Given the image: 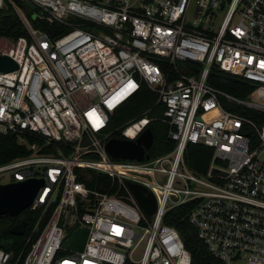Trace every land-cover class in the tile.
Returning <instances> with one entry per match:
<instances>
[{
    "label": "built area",
    "instance_id": "built-area-1",
    "mask_svg": "<svg viewBox=\"0 0 264 264\" xmlns=\"http://www.w3.org/2000/svg\"><path fill=\"white\" fill-rule=\"evenodd\" d=\"M22 1L64 33L52 38L14 0H0L28 32L0 40V54L18 66L0 73V135L16 136L26 152L0 165V185L43 181L25 210L41 211L26 247L17 255L0 248V264H191L166 223L186 205L215 259L264 264V119L244 113L264 115V0ZM214 71L255 90L236 98L209 83ZM143 88L164 107L174 147L158 156L150 149L142 161L114 159L106 145L115 133L136 141L158 121L147 110L111 130L114 113ZM189 145L213 150L206 175L189 168ZM129 184L154 198L152 216ZM81 230L82 248H64L67 234Z\"/></svg>",
    "mask_w": 264,
    "mask_h": 264
},
{
    "label": "trees",
    "instance_id": "trees-1",
    "mask_svg": "<svg viewBox=\"0 0 264 264\" xmlns=\"http://www.w3.org/2000/svg\"><path fill=\"white\" fill-rule=\"evenodd\" d=\"M16 5L23 10L26 17L30 21L34 28H38L48 32L52 38L64 33V28L58 23L49 24L45 20L35 18V14L40 11L38 8L34 10L30 9L25 1L14 0ZM28 36L26 27L24 26L18 12L9 3L6 2L5 7L0 10V39L5 38L10 41H15L19 37ZM209 83L216 87L217 89L224 91L236 98L246 99L254 91L255 87L251 86L249 83L240 80L236 77L214 71L209 78ZM150 95L152 103L148 107L139 106L137 101L140 96ZM153 98V99H152ZM156 96L149 92L146 88H143L141 92L130 99L128 103L123 107L119 108L114 113L113 122L111 125V130L114 132L120 127L124 126L129 121H133L143 116L144 112L150 110L149 115L151 117H157L158 121L152 122L149 127L153 133L154 143L150 150V156H158L170 152L174 144L167 140V134L169 131L168 125L160 121L163 116L164 107L154 106ZM143 103V102H142ZM227 109L231 110L230 107ZM124 112H129V116L125 121H118L117 117ZM246 116L253 119L257 123H261L264 119V115H259L255 112L245 111ZM116 138H120L119 133H115ZM25 147L18 144L17 138L14 135L2 136L0 135V165L12 161L16 158L25 157ZM213 158V150L205 146L189 145L186 151V161L189 168L201 175H206L210 163ZM109 184L108 177H103V185ZM90 188H95V185L88 183ZM105 186L98 188L103 190ZM191 207L186 205L172 210L166 217V223L174 226L180 233L185 248L191 255V264H223L219 260L215 259L204 243L198 238L197 230L192 226L188 220V213ZM41 211H24L21 215L11 218L3 217L0 223V248L6 251H12L16 255L21 252V250L26 247L27 236L37 222ZM27 221L28 229L27 234L24 237L15 236L11 234V229L14 225L20 223L21 221ZM46 220L44 221V223ZM29 247H27L26 251Z\"/></svg>",
    "mask_w": 264,
    "mask_h": 264
},
{
    "label": "water",
    "instance_id": "water-1",
    "mask_svg": "<svg viewBox=\"0 0 264 264\" xmlns=\"http://www.w3.org/2000/svg\"><path fill=\"white\" fill-rule=\"evenodd\" d=\"M26 5L32 10L35 9V6L29 2H26ZM17 68L18 66L13 59L0 54V73H9L17 70ZM153 142V133L150 128H147L136 141L114 138L107 143L106 149L114 159L142 161L144 158L148 159L146 152L151 149ZM213 174H221V172L214 170ZM42 185V180L0 185V217L15 218L21 215L30 207ZM129 187L140 207L148 216H152L156 207L154 198L152 196L146 197L147 190L142 186L129 184ZM27 226V221L23 220L12 227L11 234L22 237Z\"/></svg>",
    "mask_w": 264,
    "mask_h": 264
},
{
    "label": "rangeland",
    "instance_id": "rangeland-1",
    "mask_svg": "<svg viewBox=\"0 0 264 264\" xmlns=\"http://www.w3.org/2000/svg\"><path fill=\"white\" fill-rule=\"evenodd\" d=\"M195 7L193 6L192 10L194 11ZM221 21V20H220ZM2 40V39H0ZM2 44H7L5 41ZM255 90V89H254ZM150 95H146V96H140L139 100L137 101L139 106H143V107H148L151 104H146V103H152ZM153 99V98H152ZM143 102V103H142ZM128 103V102H127ZM126 103V104H127ZM125 104V105H126ZM124 105V106H125ZM123 106V107H124ZM129 116V112H124L121 113L118 117L117 120L118 121H125ZM86 239V231L85 230H81L79 232H77L75 235H73L72 237L69 236L67 234L66 236V240L63 244L64 248L66 249H76V250H80L85 242Z\"/></svg>",
    "mask_w": 264,
    "mask_h": 264
},
{
    "label": "crops",
    "instance_id": "crops-1",
    "mask_svg": "<svg viewBox=\"0 0 264 264\" xmlns=\"http://www.w3.org/2000/svg\"><path fill=\"white\" fill-rule=\"evenodd\" d=\"M154 143V142H153Z\"/></svg>",
    "mask_w": 264,
    "mask_h": 264
}]
</instances>
